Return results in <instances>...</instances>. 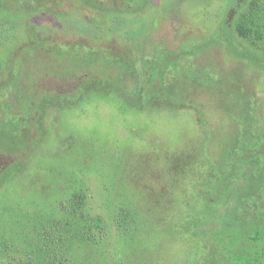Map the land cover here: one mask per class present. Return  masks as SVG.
Returning <instances> with one entry per match:
<instances>
[{
  "label": "rangeland",
  "instance_id": "rangeland-1",
  "mask_svg": "<svg viewBox=\"0 0 264 264\" xmlns=\"http://www.w3.org/2000/svg\"><path fill=\"white\" fill-rule=\"evenodd\" d=\"M225 26L264 61V0H0V264H205L264 225V70Z\"/></svg>",
  "mask_w": 264,
  "mask_h": 264
},
{
  "label": "trees",
  "instance_id": "trees-1",
  "mask_svg": "<svg viewBox=\"0 0 264 264\" xmlns=\"http://www.w3.org/2000/svg\"><path fill=\"white\" fill-rule=\"evenodd\" d=\"M224 34L227 47L232 55L243 58L253 66L264 70V61L234 46L228 26L224 27ZM114 86L124 100L131 104L133 99L126 96L118 84ZM230 227L221 233L217 242V250L205 264H255L259 260L262 261L264 258V225L259 226V224H251L249 220H243L232 221ZM252 251L254 254H251Z\"/></svg>",
  "mask_w": 264,
  "mask_h": 264
}]
</instances>
